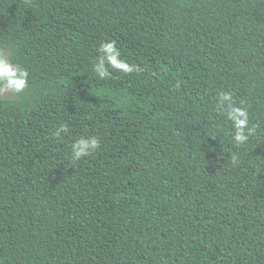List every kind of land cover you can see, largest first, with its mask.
Here are the masks:
<instances>
[{"label": "trees", "instance_id": "obj_1", "mask_svg": "<svg viewBox=\"0 0 264 264\" xmlns=\"http://www.w3.org/2000/svg\"><path fill=\"white\" fill-rule=\"evenodd\" d=\"M106 40L145 71L98 80ZM0 47L30 71L0 102L3 264H264V0H0Z\"/></svg>", "mask_w": 264, "mask_h": 264}, {"label": "clouds", "instance_id": "obj_2", "mask_svg": "<svg viewBox=\"0 0 264 264\" xmlns=\"http://www.w3.org/2000/svg\"><path fill=\"white\" fill-rule=\"evenodd\" d=\"M97 57L92 64V72L100 81L112 79L113 72L130 75L140 74L145 71L137 63H129L122 56L115 40L101 41L97 48ZM30 87V71L27 67L9 58L7 51L0 47V102L11 95L20 96ZM181 87L177 81L176 88ZM214 111L222 115L230 123V142L235 148L249 143L257 134V125L250 117L249 105L243 99L237 101L230 90H222L215 97ZM70 134L68 123L59 124L52 132V137L61 140L63 136ZM213 139L214 136H213ZM101 147V140L96 135L79 136L70 146V159L74 164L91 156ZM230 160L233 165L240 161L239 152H231ZM0 264H3L0 261Z\"/></svg>", "mask_w": 264, "mask_h": 264}, {"label": "rangeland", "instance_id": "obj_3", "mask_svg": "<svg viewBox=\"0 0 264 264\" xmlns=\"http://www.w3.org/2000/svg\"><path fill=\"white\" fill-rule=\"evenodd\" d=\"M15 96L14 95H11V96H9L8 98H6V99H11V98H14Z\"/></svg>", "mask_w": 264, "mask_h": 264}]
</instances>
